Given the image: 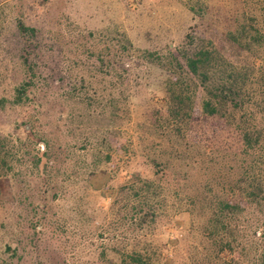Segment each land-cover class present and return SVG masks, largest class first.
Masks as SVG:
<instances>
[{
	"label": "rangeland",
	"instance_id": "1",
	"mask_svg": "<svg viewBox=\"0 0 264 264\" xmlns=\"http://www.w3.org/2000/svg\"><path fill=\"white\" fill-rule=\"evenodd\" d=\"M200 50L209 87L175 61ZM245 173L264 174V0H0V264H224L210 209ZM242 209L230 264H258L264 206Z\"/></svg>",
	"mask_w": 264,
	"mask_h": 264
},
{
	"label": "trees",
	"instance_id": "2",
	"mask_svg": "<svg viewBox=\"0 0 264 264\" xmlns=\"http://www.w3.org/2000/svg\"><path fill=\"white\" fill-rule=\"evenodd\" d=\"M22 31H27L28 29L25 27H20ZM247 31L244 27H238L236 35H232V41L235 43L240 44V38H243V34H245ZM119 37H123L120 36ZM256 41H258V38H255ZM121 43L122 48H125V45H128L127 50H132L133 45L131 42H129L127 39ZM149 55V54H147ZM208 53L207 51L200 50L196 52L193 56H185L184 62L180 64V62L176 59L175 61L178 64V68L183 71V74L186 77H191L196 80H198L202 85L209 87V80L210 77L208 75V68L210 67V60L208 59ZM150 56V55H149ZM173 57V56H172ZM162 60L161 58H158V60ZM164 59H169L168 57H165ZM170 61L169 64H171ZM169 72H173V69L169 67ZM29 86V83H22L15 91L16 93V102H20L25 93L27 92V88ZM229 92L228 88L222 89L219 93L226 97V94ZM105 143V140L102 141ZM3 148H7V145L2 146ZM93 148V147H92ZM46 153H44L45 155ZM44 155H41L43 157ZM41 157H39L41 159ZM106 161L105 155L100 156L96 159V162H94V166H96L101 161ZM5 163V160H4ZM40 163L39 159L35 165L37 166ZM259 164L256 161H253V168L252 171H255L259 169ZM95 171H92L91 174H94ZM244 178L242 177L239 182H236L235 187L233 188V193L236 194L240 191L239 200L236 202L230 201V199L221 200L217 203H215V207L210 209V223L207 231L209 234V239L214 241L218 244L219 248L217 251V255H219V259L222 260L224 264H230L232 261V258H229L228 254L231 252V248H237L240 246L239 244H235L227 239V236H229L230 239L234 240V236L242 230V224L239 220V216L241 213L243 204H246L247 206H250L252 204H257L264 206V174L261 173H252V175H248L245 173ZM257 176V177H256ZM72 181H77L78 177L74 176L73 174L71 176H68L67 179ZM153 181H150L149 179H143L139 178L136 185L132 186V190L134 191L133 198H137L140 200H143L144 203L150 204L151 201H153L158 195L153 190ZM134 187H139V190H135ZM150 210V209H149ZM151 212L152 209L150 210ZM136 224L139 226L138 228L141 230L144 229V224L148 222H153L154 218H152V215L149 213L143 212V214L136 213L135 215ZM136 231V230H135ZM135 242L138 243V236L134 232ZM138 241V242H137ZM230 243H229V242ZM262 243L263 250L261 251V254L258 257V264H264V234L262 236V240L260 241ZM128 259L121 258L119 261V264H147L146 261L149 260L148 257H145L144 255H141L140 253H134L132 255H128Z\"/></svg>",
	"mask_w": 264,
	"mask_h": 264
}]
</instances>
